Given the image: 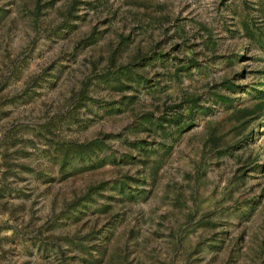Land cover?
<instances>
[{
  "label": "rangeland",
  "instance_id": "rangeland-1",
  "mask_svg": "<svg viewBox=\"0 0 264 264\" xmlns=\"http://www.w3.org/2000/svg\"><path fill=\"white\" fill-rule=\"evenodd\" d=\"M0 264H264V0H0Z\"/></svg>",
  "mask_w": 264,
  "mask_h": 264
}]
</instances>
